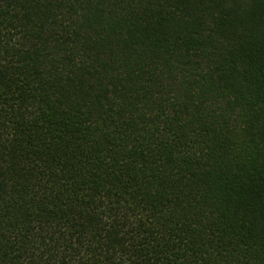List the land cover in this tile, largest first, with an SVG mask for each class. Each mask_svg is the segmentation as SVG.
Instances as JSON below:
<instances>
[{"label":"trees","instance_id":"obj_1","mask_svg":"<svg viewBox=\"0 0 264 264\" xmlns=\"http://www.w3.org/2000/svg\"><path fill=\"white\" fill-rule=\"evenodd\" d=\"M0 264H264V0H0Z\"/></svg>","mask_w":264,"mask_h":264}]
</instances>
